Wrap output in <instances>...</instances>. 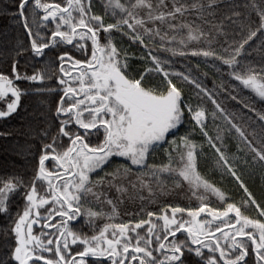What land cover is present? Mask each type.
Wrapping results in <instances>:
<instances>
[{
  "label": "snow or ice",
  "instance_id": "snow-or-ice-1",
  "mask_svg": "<svg viewBox=\"0 0 264 264\" xmlns=\"http://www.w3.org/2000/svg\"><path fill=\"white\" fill-rule=\"evenodd\" d=\"M11 5L26 40L0 52L10 65L8 74L0 71V118L15 113L22 96L50 95L57 123L41 134L32 180L12 177L0 186V214L12 220L4 235L14 240L0 264H264V0H245L247 13L225 0L219 22L218 0H104L103 14L93 0ZM190 10L209 31L185 18ZM257 41L260 66L242 63ZM176 57L211 63V87L199 64L196 74L174 70ZM22 58L31 74L21 72ZM242 89L252 95L242 98ZM160 151L167 159L155 163ZM209 153L211 174L200 170ZM257 168L261 198L244 179ZM229 182L242 192L238 201L224 187ZM101 186L114 188L116 199ZM185 189L198 206L149 210ZM18 193L24 206L12 219ZM123 197L138 207L125 214L138 220L116 222ZM80 218L92 234L75 227ZM101 218L107 222L97 230Z\"/></svg>",
  "mask_w": 264,
  "mask_h": 264
},
{
  "label": "trees",
  "instance_id": "trees-1",
  "mask_svg": "<svg viewBox=\"0 0 264 264\" xmlns=\"http://www.w3.org/2000/svg\"><path fill=\"white\" fill-rule=\"evenodd\" d=\"M50 2H56L64 4L65 0H50ZM103 2L104 0H93V11L98 14H103ZM206 2V0H204ZM221 5L216 10V22H219L221 14L227 11V8L224 6L225 0H218ZM233 5L240 4L241 7L236 9L241 13H247L248 10L243 7L245 0H229ZM187 3H192V0H187ZM13 11L11 0H0V52H6L8 49L13 47L17 41H25L26 37L23 33L22 28L13 20L10 12ZM187 20L195 21L196 24H201L204 30L209 31L210 25L203 23V21L197 19V13L195 10H190L185 17ZM209 20L213 19L212 17H207ZM50 27H54V25L50 24ZM184 36L187 35V30H183L182 33ZM158 39V38H157ZM264 39V38H262ZM119 43V41H117ZM90 43V42H89ZM259 41L256 44H253L251 48L247 49V53L242 60V63L247 64L251 62V64L255 67H259L261 63V53L256 50ZM129 42L125 38V47H128ZM178 46V45H177ZM195 43L191 44L190 47H196ZM215 46V45H214ZM58 50H53L49 53L50 56H55ZM132 52H135L137 55L139 54V49L136 46H132ZM79 55V54H77ZM162 56H170L168 53H161ZM30 61L27 58H22L20 61L21 64V72L27 69L28 73H32V69L28 67ZM133 68L136 70L142 69V63L139 60L131 61ZM199 64V73L202 74L204 72L208 73V78L205 81L209 87H211V80L213 76L217 75L215 71V67L209 64H205L203 62V58L198 57H189L182 58L176 57L175 63L173 65L174 70L176 71H187L189 68L193 69L194 74H196L195 69L196 65ZM217 66H219V62H217ZM40 67V65H37ZM9 62L6 56L0 55V71H3L5 74L9 73ZM58 70V69H57ZM203 78V77H202ZM179 82V81H177ZM18 86H23L26 82H16ZM233 84H238V81H232ZM188 90L187 88L185 89ZM247 89H242L240 92V96L242 98H247L251 96ZM223 99V97H221ZM10 99V98H9ZM225 103L234 104L231 101H225ZM53 104V97L50 95H37L30 94L21 97L20 104L17 108V111L13 113L11 116L7 118H0V186H2V182L10 179L12 177H23L25 183H29L34 175V171L36 166L38 165V155L37 149L41 146V134L46 129L51 127L55 130V125L57 122L53 120V111H51V106ZM258 108L260 105L257 103ZM0 108L6 109V102L4 100H0ZM245 112L247 110L245 109ZM252 119H256L254 113H247ZM211 130V128H210ZM183 131V129L181 130ZM201 138L197 137L199 141ZM65 143H67L65 139ZM162 152V151H161ZM157 154H165L157 153ZM163 160H166L167 157L164 155ZM118 161L122 160V158H116ZM152 162V161H150ZM155 163H160L161 161H154ZM211 153H209V158L207 162L204 159L200 161V170L202 172H206L211 174ZM46 165L50 166L49 162H46ZM95 179V176H93ZM135 179V176L132 177ZM149 177H144L145 181H148ZM162 179H166V177H162ZM218 179V177H217ZM249 188L254 191L257 195V198H261V178L260 171L257 168L254 175H246L244 177ZM116 183H124L127 186V181L117 180ZM228 190V194L235 200H239L242 192L237 188L235 182H229L224 185ZM97 191L104 193L110 199H116L117 193L114 188L109 189L107 186H101ZM147 195V193H144ZM103 196L101 200H103ZM125 199V203L121 206L120 212L121 215L116 222H128L129 220H138L139 216H132L125 213H131L132 211H138V207L134 206L131 202L127 201V197H123ZM89 200H94V197H89ZM213 204L217 203L215 198H211ZM231 202V201H230ZM198 201L195 199H190V193L185 190H174L171 193L160 197L159 203L151 205L149 210L156 211L159 213L160 208L165 204L179 205V206H197ZM138 204V202H137ZM24 206V201L22 194L18 193L11 197V212L12 219L16 218V212H22ZM93 210H99L101 205L93 204ZM105 210L108 209V205H103ZM143 218L147 219L146 213ZM107 222L105 219L101 218L95 221L97 225V230L99 227H102L103 224ZM162 223V222H161ZM84 220L80 218V222L75 225V227L86 234H92L91 229L89 227L83 226ZM12 226V220H9L6 216L0 214V257H3L8 247L14 243V240L11 238L5 237L4 233L8 228ZM141 233L144 234L146 232V228L140 230ZM34 233L39 234V227L34 226ZM181 234H177L180 236ZM77 250L75 246H73V251Z\"/></svg>",
  "mask_w": 264,
  "mask_h": 264
},
{
  "label": "rangeland",
  "instance_id": "rangeland-1",
  "mask_svg": "<svg viewBox=\"0 0 264 264\" xmlns=\"http://www.w3.org/2000/svg\"><path fill=\"white\" fill-rule=\"evenodd\" d=\"M163 152V151H162ZM161 151L159 152V153H162ZM164 155L165 154H157V157H156V160L157 161H161V160H163V159H165L164 158ZM198 206V205H197ZM169 215H171V213L169 212ZM36 227H38V226H36ZM143 234V233H142ZM181 238H183V237H181ZM45 255H48L47 253L45 254ZM41 264H42V262H41Z\"/></svg>",
  "mask_w": 264,
  "mask_h": 264
},
{
  "label": "flooded vegetation",
  "instance_id": "flooded-vegetation-1",
  "mask_svg": "<svg viewBox=\"0 0 264 264\" xmlns=\"http://www.w3.org/2000/svg\"><path fill=\"white\" fill-rule=\"evenodd\" d=\"M177 234H180V233H177ZM38 235V234H37ZM171 239V238H170ZM134 264H135V262H134Z\"/></svg>",
  "mask_w": 264,
  "mask_h": 264
}]
</instances>
